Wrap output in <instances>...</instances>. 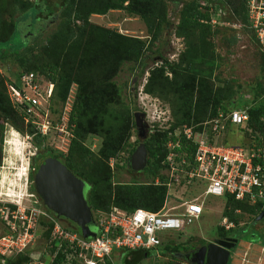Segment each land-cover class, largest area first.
<instances>
[{
  "label": "trees",
  "instance_id": "trees-1",
  "mask_svg": "<svg viewBox=\"0 0 264 264\" xmlns=\"http://www.w3.org/2000/svg\"><path fill=\"white\" fill-rule=\"evenodd\" d=\"M238 1V8L235 7L232 12L247 24L244 0ZM46 2L47 0H38L36 3L26 0H0V59L14 55L19 57V71L14 72L15 79L7 83L19 86L15 80L20 82L23 73L34 72L40 78L55 84L54 95L51 98L52 113H59V109L54 106L56 99L62 106L65 105L71 88L73 85L77 86L70 113V123L74 125V138L67 154L56 152L50 146L42 147L46 143V137H43L31 122L26 124L25 115L13 106L9 98L8 84L1 80L0 165L5 125L11 124L19 132L31 137L33 145L38 148V153H42L40 155L42 161L48 157L57 158L87 183L89 186L87 201L95 215L108 214L114 207L125 212L137 209L158 212L165 203L168 188L163 183L156 185L154 180L161 177L162 182L165 181L162 172L167 169L164 162L168 155L174 151L178 154L176 159L180 160L186 154V158L191 161L196 150L194 139L188 140L183 134L185 126L192 127L196 134L202 131L205 122L215 119L220 112L226 116L234 109L247 108L248 121L240 126L228 123L225 135L228 137L239 131L252 139L243 146L255 145L264 150L263 85L253 86L251 99L247 101L239 98L241 106H237L238 101L235 97L239 91L216 88L213 79L215 63L211 58L212 44L208 40L211 32L220 29L221 26L214 27L210 24L211 15L222 7H233L234 3L232 0H195L180 12L177 34L188 39L189 46L182 55V61L171 63L165 60L161 66L152 69L144 88L146 93L170 105L173 120L169 128H155L143 140L148 152V161L142 173L152 179V182L115 184L111 174V160L118 159L120 154L130 147L128 161L131 162V157L139 144L138 137L136 143H131L134 133L137 136L134 111L124 101L122 89L115 78L124 65L142 64L146 45L140 38L95 25L90 22V17L106 15L110 11H123L142 19L156 38L164 28L166 6L163 0H59V10L53 13L46 8ZM8 11L17 13V17L6 23L4 13ZM55 18H59V23L53 33L45 37L42 46L43 57L31 62L21 57V51L28 49L29 43L24 40L13 44L18 33V24L29 20L31 24L29 33L41 35L45 31V25ZM250 33L252 34L251 31ZM260 51L264 56V52L261 49ZM44 61L45 65L41 66ZM22 69L24 70L20 72ZM89 136H96L102 140L97 153L92 152L85 144ZM18 137V133L12 132L7 137L6 145L13 146ZM224 142L228 143L226 140ZM169 143L174 144L175 148H169ZM19 145L23 147L22 142L21 144L19 142ZM42 161L35 165L36 170ZM129 166L131 168V164ZM207 204L206 202L205 210L208 208ZM262 212L260 205L250 206L246 202L236 201L230 197L222 216L227 217L234 224V228L226 229L219 225L216 235L236 239L234 233L249 225L243 223L244 218L248 216L252 221H256ZM53 227L52 222L42 220L40 230L36 234V238L42 236L47 240L50 256L46 261H49L56 251V244L59 241L52 239ZM73 230L78 229L74 227ZM253 237L259 239L258 241L264 240L261 233ZM164 238L165 236L162 245L156 250L128 253L130 259L127 256L125 264H140L146 257H152L155 259L153 264H157L159 261L156 260V255L159 250L162 255L168 257L163 264H177L180 260L189 262L190 254L197 249L191 245H173L172 241H164ZM205 245L206 243L203 244ZM62 251L63 249H60L59 253L62 254ZM26 252L10 257L0 255V264H3V259L8 260L7 264H28L31 256ZM59 255L51 264H61L63 257Z\"/></svg>",
  "mask_w": 264,
  "mask_h": 264
},
{
  "label": "built area",
  "instance_id": "built-area-1",
  "mask_svg": "<svg viewBox=\"0 0 264 264\" xmlns=\"http://www.w3.org/2000/svg\"><path fill=\"white\" fill-rule=\"evenodd\" d=\"M244 3L247 15L245 27L252 32L258 47L264 52V0H244ZM225 15L223 9L217 10L211 15L210 24L214 27L226 26ZM75 86L71 88L68 102L71 98L73 103L75 101ZM7 88L13 106L25 115L26 124L31 122L46 137L42 147L50 146L56 152L67 154L74 138V125L70 123L72 110L66 109L68 113L64 111L61 117H54L51 98L55 84L34 72H27L20 76L19 86L9 83ZM248 119L247 108L234 109L226 116L220 112L215 119L205 122L202 131L196 134L192 127L185 126L183 134L188 140L194 139L196 150L191 161L186 154L180 160L176 159L178 154L174 151L168 155L164 162L167 165L163 175L165 181L162 182L161 177L155 180L156 185L163 183L168 188L163 207L158 212L145 209L125 212L114 207L108 214H94L95 237H84L80 231L65 227L48 209L40 208V200L35 195H30L28 204L0 199V222L6 230L0 235V255L10 257L25 253L36 241L41 221L48 220L54 224L52 239L59 240L56 251L49 261L31 256L28 264H51L60 254V249H63L59 255L63 257L61 264H116L117 252L156 250L162 245L166 233L184 231L194 221L201 220L209 197L224 198L225 205L232 197L250 206L260 205L264 210V150L255 145L224 142L228 123L240 126ZM27 138L31 139L30 136ZM168 147L174 149L175 145L169 143ZM34 148L33 157L38 154V148ZM189 186H195L198 194L190 195L178 206L170 205L172 194L169 189ZM221 226L234 228L227 217H223ZM251 246V243L248 244V249ZM156 256L160 257L158 251ZM247 256L245 251L244 261ZM2 262L7 264L8 260L3 259ZM255 264H264V255Z\"/></svg>",
  "mask_w": 264,
  "mask_h": 264
},
{
  "label": "rangeland",
  "instance_id": "rangeland-1",
  "mask_svg": "<svg viewBox=\"0 0 264 264\" xmlns=\"http://www.w3.org/2000/svg\"><path fill=\"white\" fill-rule=\"evenodd\" d=\"M26 1L30 3L38 2V0ZM192 1L195 0H163L166 6V21L164 28L158 33L156 38L148 30L142 19L130 16L123 11H110L106 15H92L90 17L91 23L115 30L127 36L140 38L146 45V53L144 54L142 64L136 66L133 64L124 65L115 81L122 89L124 101L134 111V121L136 122V113L144 114V121L148 125L146 129L148 135L155 128H169L170 123L173 121L170 105L162 99L146 93L144 88L152 69L161 66L165 60L171 63L182 61V55L187 51L189 46L188 39L177 34L180 26V12ZM232 1L234 3L233 7L231 6L232 8L230 6H226V8L222 7L226 13L223 16V20L227 22V25L212 31V35L209 36L208 41L212 44L213 54L211 58L215 63L213 73L215 87L219 89L227 88V90L234 92L239 91L235 100L238 101L237 106H241L239 98L249 101L253 96L251 93L253 86L262 84L264 87V56L260 53L261 51L255 37L247 30L244 22L232 12V9L238 8L239 1ZM45 6L50 12L56 13L59 10V0H47ZM16 17L17 13L14 14V12L8 11L4 13L6 23ZM58 23L59 18H55L45 25V31L40 35L34 34V32L29 33L31 30L29 20L20 22L13 44L24 42V40L29 43L28 49L23 50V52L21 51L20 56L28 59L30 62L34 59H41L43 57L42 46L44 45L45 37L53 33ZM40 24L41 22L38 23V25ZM45 63L46 61L41 66L45 65ZM18 65L19 57L16 55L0 59V81L4 80L6 84H9L7 83L8 81L14 80V72H17ZM23 70H20V72ZM15 82L20 85L19 80H15ZM75 90H77V86L74 87ZM54 106L59 109V113H53V115L55 118H59L64 111L67 112L66 109L72 110L73 98L63 106L56 99ZM12 132L18 133L20 138L18 137V141H14L15 144L10 147L6 145V140ZM25 134L19 132L11 124L5 125L1 152L2 164L0 165V199L28 204L29 199H31L30 195H35L40 200V208L47 209L43 200L38 196L34 183L35 171H33V168L37 158H35L36 156L33 157V155L36 150L32 139L27 138ZM177 135H179L178 132ZM136 139L137 136L134 133L131 143H136ZM143 140H139V144ZM225 140L229 144L238 145L248 144L252 141L248 135L241 134L239 131L228 135V137L226 136ZM19 142L20 144L21 142L23 143V147L19 145ZM101 142L102 140L99 137L89 136L85 144L92 152L97 153L101 147ZM129 149L130 147L122 152L118 159L111 160L110 162L113 182L125 185L135 182L151 183L152 179L147 178L142 171H134L130 168L131 162L128 161L130 155ZM38 159L40 161L43 160L40 157ZM165 171L166 169L162 172L163 175H165ZM169 191L172 194L169 203L176 206L188 199L190 195L198 194L195 186L170 188ZM206 201L208 208L205 210L201 220L194 221L182 232L172 231L166 233L164 241H172L173 245H191L195 247H200L204 243H210L217 236V228L222 223L225 199L212 196L207 198ZM176 211H179V209ZM60 221L65 227L71 230L74 229V224L62 218H60ZM243 223H249V225L234 233L238 243L235 249L231 250L229 264H255L264 255L260 251L261 248H264V240L260 239L262 241H258L259 239L253 237L255 234L260 233L261 236H264V219L252 221L247 216L244 218ZM4 232V225L0 222V235L5 234ZM250 243L252 246L248 249L246 246ZM27 250L26 254H29V256L40 257L43 260L49 259L50 253L47 240L42 236L36 238V241ZM245 251H247L248 256L244 261L243 254ZM182 253L185 254L186 252ZM158 254H161L160 250ZM119 259H121L120 256L117 257V260ZM156 260L159 261L157 264H163L164 261L168 260V257L161 254ZM154 261L155 259L152 257L146 258L140 264H153ZM177 264L191 263L180 260Z\"/></svg>",
  "mask_w": 264,
  "mask_h": 264
},
{
  "label": "water",
  "instance_id": "water-1",
  "mask_svg": "<svg viewBox=\"0 0 264 264\" xmlns=\"http://www.w3.org/2000/svg\"><path fill=\"white\" fill-rule=\"evenodd\" d=\"M144 114L136 113V126L139 138L145 140L148 127L141 117ZM148 152L142 142L131 157V168L134 171H143L147 165ZM35 187L38 196L43 200L49 211L57 217L74 224L84 237L96 236V221L94 212L87 201L89 186L77 177L59 159L46 158L35 171ZM264 218V211L257 217V221ZM238 240L226 238L215 240L201 247L194 255L197 264H228L231 250L235 249Z\"/></svg>",
  "mask_w": 264,
  "mask_h": 264
},
{
  "label": "flooded vegetation",
  "instance_id": "flooded-vegetation-1",
  "mask_svg": "<svg viewBox=\"0 0 264 264\" xmlns=\"http://www.w3.org/2000/svg\"><path fill=\"white\" fill-rule=\"evenodd\" d=\"M141 120H143L144 121V117L142 118L141 117ZM144 123L146 124V122L144 121ZM137 137L139 138V130H138V128H137ZM146 132H147V130H146ZM148 135V134H147ZM139 140H141V138H139ZM141 144V143H140ZM139 144V145H140ZM42 153H38L37 154V156L35 157V158H37L36 159V161H35V165H37L39 162L38 161H40V159H38L39 157H40V155H41ZM35 167V166H34ZM227 238V237H226ZM226 238H221V237H218V236H216L210 243H212V242H214L215 240H219V239H226ZM209 244V242L206 244V245H208ZM205 245V246H206ZM201 247H203V245L202 246H200V247H197V249L194 251V253H192V254H190V256H189V262L191 263V264H197L196 262H194V260H193V257H194V255H195V253L201 248Z\"/></svg>",
  "mask_w": 264,
  "mask_h": 264
},
{
  "label": "crops",
  "instance_id": "crops-1",
  "mask_svg": "<svg viewBox=\"0 0 264 264\" xmlns=\"http://www.w3.org/2000/svg\"><path fill=\"white\" fill-rule=\"evenodd\" d=\"M247 248H248V244H247V246H246ZM260 251H261V253L263 254L264 252H263V248H261L260 249ZM131 252H133V251H130V252H121V253H116L115 254V259H116V264H125V259L127 258V256H128V258L130 259V256L128 255V253H131ZM127 253V254H126ZM160 255V254H159ZM118 256H120L121 257V259H119V260H117V257ZM263 257V256H262ZM261 257V258H262ZM230 258H231V255H230ZM230 261V260H229ZM229 264V263H228Z\"/></svg>",
  "mask_w": 264,
  "mask_h": 264
},
{
  "label": "clouds",
  "instance_id": "clouds-1",
  "mask_svg": "<svg viewBox=\"0 0 264 264\" xmlns=\"http://www.w3.org/2000/svg\"><path fill=\"white\" fill-rule=\"evenodd\" d=\"M37 156V155H36ZM33 171H36L35 167L33 168ZM264 211V210H263ZM95 214V213H94ZM75 227V226H74ZM79 230V229H78ZM80 231V230H79Z\"/></svg>",
  "mask_w": 264,
  "mask_h": 264
}]
</instances>
